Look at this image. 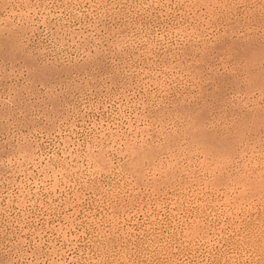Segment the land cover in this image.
Returning <instances> with one entry per match:
<instances>
[{"label":"rangeland","instance_id":"obj_1","mask_svg":"<svg viewBox=\"0 0 264 264\" xmlns=\"http://www.w3.org/2000/svg\"><path fill=\"white\" fill-rule=\"evenodd\" d=\"M0 264H264V0H0Z\"/></svg>","mask_w":264,"mask_h":264}]
</instances>
